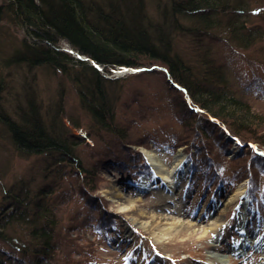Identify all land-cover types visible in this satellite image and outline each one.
Returning <instances> with one entry per match:
<instances>
[{
    "label": "rangeland",
    "instance_id": "374dc122",
    "mask_svg": "<svg viewBox=\"0 0 264 264\" xmlns=\"http://www.w3.org/2000/svg\"><path fill=\"white\" fill-rule=\"evenodd\" d=\"M84 1L96 2L104 10L112 4L115 15L138 11V21L151 33L162 26L164 30L169 25L175 26L168 9L170 0ZM237 1L229 0L231 6ZM243 5L246 11L241 12L247 14L245 24L262 32L253 38L248 51L237 52L220 33L214 34L216 38L213 34L201 38L198 33L195 38L182 33L178 26L183 29L188 25H199L189 18L177 17V29L170 32L171 41L180 57L193 64L194 69L201 67L197 63L201 62L202 55L211 56L222 67L221 73L228 79V86L263 119L264 95L249 90V87H256V82L260 89L264 88V71L258 65L264 58V0H243ZM259 9L261 16L256 17ZM127 18L130 21V14ZM24 37V30L12 17L1 15L0 90L6 114L18 120L16 111L28 109L27 101L32 100L36 106L33 114L38 113L54 132L76 137L73 151L81 165L92 170L90 191L78 189L77 164L66 162L64 172H57L53 169L54 163L46 160L44 155L18 151L11 143L6 127L0 123V201L9 186L19 188L20 184H26L29 193L47 184L53 191L52 200L65 195L57 205L62 233L74 237L78 248L73 244L62 245L63 248L55 252L56 261L59 262L68 249L72 251L69 258L73 260L86 257L84 252H91L87 253L93 257L89 261L91 264H264V240L261 246L256 245L264 238V173L258 175L257 183L250 188L249 178L233 171L234 167L248 161V147L252 149L254 145L235 144L237 138L230 136L224 138L227 144L220 146L209 141L213 146V158L222 156L219 162L226 166L228 177L225 181L218 178L215 182L213 175L218 172L208 166L210 161L206 154L209 153L204 149L201 161L196 163L199 168H193L188 155L194 149H187L186 132L179 119L183 112L181 94L173 89L170 78L160 68L137 73L127 69L117 74V70L123 71L121 67L106 72L95 64L108 79L104 81V87L114 113V132L99 129L91 112L80 101L78 87L85 82L77 81V66L70 60L63 68L29 63L25 55H17L22 50ZM58 44L60 50L72 58L88 60L66 40L61 39ZM205 48L208 52L204 53ZM151 64L158 65L156 62ZM249 116L241 115L238 119L249 120ZM218 131L214 127L209 130L210 139H216ZM256 132L262 133L261 130ZM194 133L192 131L191 135ZM218 141L222 143L220 139ZM217 147L219 155L215 152ZM144 150L160 156L167 170L173 165L176 151L182 152L185 170L175 181L176 186H171L172 190L168 186L174 177L169 174L161 177L149 163ZM237 153H241L238 158ZM50 169V173L44 174ZM258 170H264V162L259 164ZM206 172L210 174L205 176ZM139 182L141 192L136 187ZM239 186L242 192L228 200ZM253 194L257 198L252 206L248 197ZM216 216L218 220L214 227L210 223ZM181 221L198 223V231L190 234L191 230L181 229L183 225L180 227L176 223ZM168 228L169 237L157 240V236H162L159 234ZM211 251L222 260L209 256ZM5 252L4 257L14 255L9 250Z\"/></svg>",
    "mask_w": 264,
    "mask_h": 264
},
{
    "label": "trees",
    "instance_id": "16d2710c",
    "mask_svg": "<svg viewBox=\"0 0 264 264\" xmlns=\"http://www.w3.org/2000/svg\"><path fill=\"white\" fill-rule=\"evenodd\" d=\"M169 2L168 9L172 13L173 25H177V17L184 20L189 18L190 21L195 19L194 22L199 24L192 27L188 25L183 29L178 26L177 28L186 35L195 38L199 35L204 38L206 35L209 38V35L213 34L216 38L214 34L220 33L233 49L245 52L253 45V38L262 34L255 27L245 24L247 14H242L246 11L243 0H238L233 6L229 0ZM95 3H86L84 0H2L0 20L1 15L10 16L17 26L24 30L27 39L23 38V52L21 50L17 55H25L26 61L30 60L29 63L63 68L70 60L77 66L76 75L79 78L76 79L80 83L85 82L78 87L80 101L83 102L84 108L91 112L97 128L102 130L114 132V113L107 101L104 87V81L108 79L101 71L112 72L116 67H130L137 69V73L160 68L170 78L173 89L181 94L183 112L179 119L183 131L186 132L184 143L187 149H194L193 153L188 155L193 168H199L196 163L201 161L205 150L209 153L206 154L210 161L208 166L216 168L218 177L225 181L228 177L226 166L219 162L222 156L216 160L213 158V146L209 141L212 140L213 144L215 142L220 146L227 144L224 138L230 136L232 139L237 138L238 145L242 142L253 143L254 148L248 147V161L245 160L246 163L233 169L235 174L238 172L248 177L250 188H253L258 175L264 173V170H258L259 164L264 162V118L252 111L251 105L228 86V79L221 73L223 69L220 64L215 63L211 56H206L208 48L204 49L205 54L201 56V62L197 63L201 67L194 69L193 64L180 57L172 44L170 32L177 29L175 26L169 25L166 30L162 26V29L157 28V32L151 33L138 21V11L129 12L128 21L124 12H117V15L112 13V4L111 8L107 6L104 10L101 5L97 6ZM259 11L260 9L257 10L256 17L261 16ZM61 39L66 40L77 53L86 55L88 60L72 58L60 50L58 42ZM154 62L158 65L151 64ZM95 64H99L102 70H98ZM258 65L264 71V58L258 61ZM81 78L82 80H79ZM254 85L256 87H249V90L264 95V88L260 89L256 82ZM1 90L0 123L6 127L11 143L16 149L30 155H44L46 160L54 163L53 169L57 172L60 170L61 173L64 172L66 162L77 164L78 168H75L78 172L75 173L80 185L78 189H89L92 170L82 166L73 151V145L77 143L76 137L62 136L59 132H54L38 113L33 114L36 106L30 99L27 101L28 109L20 108L16 111L18 120L9 117L2 105ZM201 114L204 115L201 117ZM241 115L251 116L249 120L243 117L238 119ZM213 127L219 130L216 139H210L208 132ZM255 129L261 130L262 133L258 134ZM192 131L195 132L193 136ZM215 152L219 155L218 147ZM240 154L237 153V158ZM50 171L51 169L45 170L44 174ZM209 174L204 173L205 176ZM38 189L29 193L26 184H20L19 188L9 186L2 196L0 264L16 261L18 264H91L89 261H92L93 257L88 255L91 252H84L86 257L73 260L69 258L72 251L68 249L59 262L56 261L55 252L61 250L62 245L73 244L78 248V244L70 234L62 233L63 224L57 205L65 195H59L52 200L53 191L51 192L49 185ZM78 195L84 194L78 192ZM249 198L255 203L257 197L253 194ZM18 230L23 233L17 232ZM6 250L14 254L12 258L9 255L4 257L7 255Z\"/></svg>",
    "mask_w": 264,
    "mask_h": 264
},
{
    "label": "bare ground",
    "instance_id": "6f19581e",
    "mask_svg": "<svg viewBox=\"0 0 264 264\" xmlns=\"http://www.w3.org/2000/svg\"><path fill=\"white\" fill-rule=\"evenodd\" d=\"M127 69H130V67H122L120 70H123V71H118L117 70V74H119L120 72L122 73V72H124L125 70H127ZM237 142V141H236ZM235 144H238V142L237 143H235ZM250 144H252V145H254L253 143H250ZM254 147H255V145H254ZM177 153H176V155H175V159H174V161H173V165H172V167H171V169L170 170H167L166 168H165V166H164V163H163V160H162V158L160 157V156H158L157 154H155V153H153V152H151V151H149V150H144V154L146 155V157H147V159H148V161H149V163L152 165V167L156 170V172L157 173H159L160 174V176L161 177H165V175H167V174H169L170 176H172V177H174V179H171V181H170V185L168 186V189H170L171 188V186H173V187H175L176 186V183H175V181L177 180V179H179V177L181 176V174L184 172V170H185V164H183L184 162V158H183V156H182V152L180 151V150H178V151H176ZM182 156V157H181ZM213 176H215L216 177V180H215V182H217V180H218V175L217 174H214ZM126 184V183H125ZM205 186H206V184H205ZM136 187H137V191L139 192H141V191H143L142 190V188H140L141 187V185H140V182H139V184H137L136 185ZM132 189V188H131ZM168 189H167V191L166 192H169L168 191ZM170 190H172V189H170ZM206 190V189H205ZM242 187L241 186H239V187H237V188H235V190H234V193H232L230 196H229V198H228V200H230L231 198H235V197H237V195L239 194V193H241L242 192ZM218 220V217L216 216V217H212L211 218V223L210 224H212V226H216L217 225V223H216V221ZM176 223H179V225H180V227H181V225H183V227H181V229H183V228H186V229H188V230H191L190 231V234L192 233V232H197L198 231V229H197V225H198V223H196V222H187V223H183L182 221L181 222H176ZM175 223V224H176ZM174 224V225H175ZM211 227V226H210ZM169 230V228L168 229H165V231H162L159 235H162V236H160V237H158L157 236V240H158V238L160 239L161 237L163 238V237H169V236H167V234H169V232L170 231H168ZM165 234H166V236H165ZM264 240V238L262 237L261 239H259V241L256 243V245H259V246H261V242ZM264 243V242H263ZM209 256H211V257H214V258H216V259H220V260H222V257H219L218 256V254H216V253H214V252H210L209 253Z\"/></svg>",
    "mask_w": 264,
    "mask_h": 264
},
{
    "label": "water",
    "instance_id": "95a60500",
    "mask_svg": "<svg viewBox=\"0 0 264 264\" xmlns=\"http://www.w3.org/2000/svg\"><path fill=\"white\" fill-rule=\"evenodd\" d=\"M128 70H131V71H132L133 69L130 68V69H128Z\"/></svg>",
    "mask_w": 264,
    "mask_h": 264
}]
</instances>
